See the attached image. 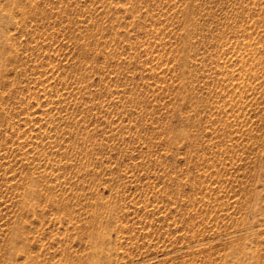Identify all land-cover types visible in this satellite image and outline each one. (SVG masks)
Listing matches in <instances>:
<instances>
[{
    "label": "rangeland",
    "instance_id": "obj_1",
    "mask_svg": "<svg viewBox=\"0 0 264 264\" xmlns=\"http://www.w3.org/2000/svg\"><path fill=\"white\" fill-rule=\"evenodd\" d=\"M0 264H264V0H0Z\"/></svg>",
    "mask_w": 264,
    "mask_h": 264
}]
</instances>
